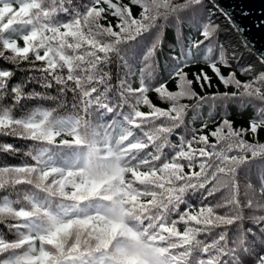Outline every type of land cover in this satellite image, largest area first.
<instances>
[{"label": "trees", "instance_id": "trees-1", "mask_svg": "<svg viewBox=\"0 0 264 264\" xmlns=\"http://www.w3.org/2000/svg\"><path fill=\"white\" fill-rule=\"evenodd\" d=\"M31 2L3 0L0 3V21H4L5 27L13 25L10 35L28 32L33 25L39 30L46 20L53 27L59 24L62 29V22L71 23L73 13L83 11L88 0H35L42 7L32 9L33 24L15 23L19 16L27 15L21 11V5ZM185 2L172 0L174 4ZM6 5L15 11H7ZM46 9L58 14L45 17ZM193 21L197 25L201 21L215 25V32L209 29L215 38L207 41L202 38ZM82 30L87 32V26ZM155 31L160 33L162 46L156 44L154 52L147 51L152 42L150 34L136 39L124 35L119 45L113 44L110 60L106 55L93 60L88 56L87 45L79 50L65 47L66 54L84 57V61L76 64L79 73H72L80 79L79 85L68 82L67 73L57 70L56 74L65 77L63 87L54 83L49 89L41 85L46 83L44 77L48 80L53 78L52 72L35 71L26 63L14 68L16 75L13 83H22L25 93L36 98L20 101L15 105L14 112L0 105V129L4 130V134L0 135V224L6 221L11 225L13 221H19L14 211L18 208L30 210V197L43 198L28 183L36 182L34 174L17 171L12 166H28L30 158L39 155L42 149L49 150L45 159L56 167H68L74 159L73 150L38 144L36 141L42 138V130L25 127L28 122L41 121L39 115L33 119L34 113L50 111L53 120L67 118L78 121L79 133L87 134L89 139L94 138L101 147H107L108 142L116 147L119 141L122 147L128 148L125 158H130L129 163L140 164L138 172L151 173L144 186L146 190L156 193L157 198L162 197L166 204L169 196L175 195L169 192L170 188L178 191L185 184L188 185L187 190L180 194V202L177 204L172 200L169 207L170 212L199 215L201 220L199 224H189L198 234V240L189 245L187 250L192 255L184 257L186 264H199L205 249L208 259H216V264H241V261L243 264H253L252 257L264 250V131L257 138L247 131V126L251 120L264 119V80L253 84L249 76L250 66H233L230 63L219 34L220 26L208 18L204 0L195 13L169 21L162 20ZM68 40L75 43L71 37ZM196 42L200 46L191 47ZM49 46L55 50L58 42H52ZM221 54L228 61L227 66L218 65L222 74L227 76L235 72L236 79L249 84L247 89L243 86L238 89L225 88L205 67V56L218 60ZM192 61L196 62V66L187 69L189 78L200 67H205L212 76L211 87L205 85L201 89L197 84H192L199 97L228 93L229 98L201 103L198 98H187L179 93L173 97L169 92V89L176 92L173 88L175 81L170 78L172 72L181 64ZM35 63L40 67V62ZM56 63L63 67L58 57ZM0 67L13 68V65L0 61ZM178 75L183 76V73ZM165 83L168 89L163 87ZM185 87L187 81L182 80L181 93ZM4 104H11V97ZM181 105L184 107L181 108ZM17 117L21 122H17ZM225 118L232 122V128L236 131L221 133V138L215 141L216 148L210 146L213 138L208 136L209 146L206 149V153L220 152L222 157L202 156L205 143L199 137L208 135ZM204 125L207 127L201 130ZM73 130L72 126H67L52 131L60 134V139L64 140ZM133 144L143 146L135 149L131 147ZM6 146H11L12 150ZM201 163L206 166L203 177L200 175ZM172 164H176L177 168L170 167ZM189 176L199 178L189 181ZM202 184L205 187L199 186ZM180 227L183 231L184 225ZM21 233L27 235L28 229L0 226V238L6 241H18ZM245 241L247 254L243 251ZM173 243L169 241L167 246L171 247ZM183 251L176 248L173 258L182 256ZM233 252L239 259L234 260Z\"/></svg>", "mask_w": 264, "mask_h": 264}, {"label": "snow or ice", "instance_id": "snow-or-ice-1", "mask_svg": "<svg viewBox=\"0 0 264 264\" xmlns=\"http://www.w3.org/2000/svg\"><path fill=\"white\" fill-rule=\"evenodd\" d=\"M2 2L3 0H0V3ZM202 2L203 0H186L183 4H174L172 0H88L83 11L77 10L73 13L71 23L62 22V29L59 24L53 27L46 20L41 29L38 30L33 25L30 31L18 35H10L13 25L5 27L4 21H0V61L13 65V68L0 67V105L14 112L15 105L20 101L36 98L25 93L22 83H13L16 75L14 68L26 63L35 71L52 72L53 78L48 80L44 77L46 83L41 85L49 89L54 83L63 87L65 77L56 74L57 70L67 73L68 82L79 85L80 79L74 77L72 73H79L80 69L76 64L84 61V57L66 54L65 47L79 50L87 45L88 56L93 60L102 55H106L110 60L111 52L114 50L113 44L119 45L122 36L131 35L132 39H136L150 34L152 42L147 51L154 52L156 44L162 46L160 33L155 31L159 28L160 22L195 13ZM41 7L42 5L37 4L35 0L21 5V11L27 15L19 16L15 23L32 25V9L39 10ZM5 9L9 12L15 11L7 5ZM57 14L51 9L44 12L45 17ZM193 24L198 27L199 34L206 38V41L215 38L213 32L216 31V27L211 22L201 21L197 25V22L193 21ZM84 26H87V32L82 30ZM210 28L213 32L209 31ZM69 37L75 41L74 44L68 40ZM52 42H58L55 50L49 46ZM199 46V42L191 45L195 48ZM208 51L211 52L212 49L209 48ZM57 57L63 67L57 65ZM204 60L207 61L205 67L225 88L249 87L248 83L235 78V72L227 76L222 74L218 65H228L223 54L218 60L210 59L208 56H205ZM35 62H40V67H37ZM195 66L196 62L192 61L181 64L172 72L170 78L175 81L173 88L176 92L174 93L173 89H169V92L173 97L179 93L187 98H198L201 103L205 100L229 98L228 93L199 97L191 87L192 84H197L201 89L205 85L211 87L212 76H209L205 67H200V70L191 73L189 78L187 69ZM181 72L183 76L178 75ZM182 80L187 81V87L181 93ZM261 80H264V69L253 78L252 83L258 84ZM163 87L168 89L169 86L165 83ZM9 97L11 104H4ZM183 107L184 105H181V108ZM108 110L112 111L111 108ZM36 115L41 117L39 123L25 124V127L31 130H42V138L36 142L73 150L74 159L68 167H56L50 160L45 159L49 155V150L42 149L39 155L30 158L31 163L28 166H12L17 171L34 174L36 182L28 183L37 193L42 194L43 198L30 197V210L18 208L14 211L19 221H13L11 225L6 221L0 224L12 229H28V234L21 233L18 241L0 238V264H186L184 257L192 255L187 249L198 240V234L189 227V224L192 222L199 224L201 220L199 215H189L183 211L179 214L170 212L169 207L172 200L177 204L180 202L182 199L180 194L187 190V184L178 191L170 188L169 192L175 195L169 196L166 204L162 197L157 198L156 193L146 190L144 186L151 173L138 172L137 168L141 165L129 163L130 158H125L129 149L122 147L119 141L116 142V147H113L111 142L107 143V147H101L94 138L89 139L87 134L79 133L78 121L67 118L53 120L50 111L34 113L33 119ZM16 119L17 122H21L19 117ZM45 125H48L47 129ZM67 126L74 129L67 139L61 140L60 134L52 131ZM205 127L207 125L201 130ZM235 131L230 120L222 119L208 135L199 137L200 141L205 143L201 155L222 157L220 152L206 153L209 146L208 136L213 138L210 146L216 148L215 141L221 138V133ZM247 131L258 138L264 131V119L251 120ZM3 134L4 130L0 129V135ZM142 146L131 145L135 149ZM6 147L12 150L11 146ZM247 162L246 160L245 163ZM170 167L177 168V165L172 164ZM199 167L200 175L203 177V169L206 166L201 163ZM197 178L199 177H187L189 181ZM199 186L205 187L203 184ZM182 224L183 231L180 227ZM169 241H174L171 247L167 246ZM244 244L243 251L247 254V242ZM176 248L184 249L183 255L173 258ZM233 258L239 259L235 252ZM252 259L253 264H264V250L255 254ZM199 264H216V259H208L205 249Z\"/></svg>", "mask_w": 264, "mask_h": 264}, {"label": "water", "instance_id": "water-1", "mask_svg": "<svg viewBox=\"0 0 264 264\" xmlns=\"http://www.w3.org/2000/svg\"><path fill=\"white\" fill-rule=\"evenodd\" d=\"M264 67V0H214Z\"/></svg>", "mask_w": 264, "mask_h": 264}, {"label": "rangeland", "instance_id": "rangeland-1", "mask_svg": "<svg viewBox=\"0 0 264 264\" xmlns=\"http://www.w3.org/2000/svg\"><path fill=\"white\" fill-rule=\"evenodd\" d=\"M209 3V10H210V12H211V17L212 18H214V20L215 21H217L218 23H220L221 25L223 24V26H222V30H221V32H224V31H229L230 32V34L228 33V35H227V37L224 39V42L226 43V45L229 43V44H232L231 46L233 47V49L232 50H234V51H230V55H229V57L230 56H233L234 58L235 57H237V59H238V57H239V52H237L238 50H237V48H240V51H242L243 50V47H242V45L240 44H237V42L235 41L234 42V35H231V33H232V31H230V27L228 26V23H227V21H225V18H223L222 17V14L220 15V14H218V16H217V14H216V11L213 9V7H212V9H211V3L210 2H208ZM215 16V17H214ZM225 22L227 23V24H225ZM233 42L235 43V44H233ZM236 51V52H235ZM246 55H244L243 57H241V60H247V62L252 66V67H254L255 65L257 66V65H259L260 66V62H259V60L255 57V55H254V58L252 59L251 57L252 56H249L250 58H248V59H246V57L245 56H248V54L250 55V53H245ZM233 59V58H232Z\"/></svg>", "mask_w": 264, "mask_h": 264}, {"label": "bare ground", "instance_id": "bare-ground-1", "mask_svg": "<svg viewBox=\"0 0 264 264\" xmlns=\"http://www.w3.org/2000/svg\"><path fill=\"white\" fill-rule=\"evenodd\" d=\"M228 26L230 27V31H232L231 35H234V42L236 41L237 44H241L243 47V50L240 51V48H237V52H239V58L243 57L244 55H246L245 53H250V55L248 54V56H245L246 59L250 58L249 56H252L251 58H254V54L252 53V51L249 49V47L242 41V36L240 35L239 31H237L234 26H232L231 24L228 23ZM233 42V44H235ZM236 52V51H235Z\"/></svg>", "mask_w": 264, "mask_h": 264}]
</instances>
